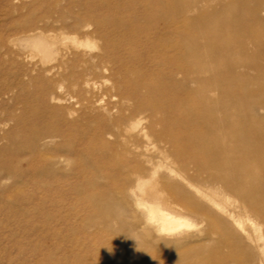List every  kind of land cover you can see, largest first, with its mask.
Segmentation results:
<instances>
[{
	"label": "rangeland",
	"instance_id": "1",
	"mask_svg": "<svg viewBox=\"0 0 264 264\" xmlns=\"http://www.w3.org/2000/svg\"><path fill=\"white\" fill-rule=\"evenodd\" d=\"M124 1L0 0V264H178L179 260L182 264H209L210 259L225 253L207 248L219 237L214 226L189 217L192 228L185 232L196 236L186 242L169 243L170 237L155 230L145 215L148 202L138 204L132 190L124 199L122 188L130 179L119 169L124 155L105 156L110 143L116 145L115 138H95L90 143L99 113H92L84 104L86 96L80 86L69 81L58 86L62 72L55 56L48 65L54 68L44 73L39 52L30 44L39 32L49 36L76 33L82 37L87 29L93 31L98 26L83 27L81 22L89 17L102 20L98 30L104 32L113 18L131 15ZM261 1L241 4L239 0H174L170 8L164 0L152 1L156 9L167 14H176L179 5L196 4L179 18L186 19L187 24V33L182 36L189 35L193 48L203 49L220 67L229 101L223 117L238 136L245 125L248 133L254 131L243 118L251 120L256 100H264L263 41L257 37L264 35V19L254 21L255 4ZM201 13L213 17L209 25L196 21ZM142 21L150 26L163 25L156 17ZM60 48L68 50L66 46ZM109 50L112 58L122 60L114 47ZM109 67L118 73L124 69L119 63ZM43 87L48 93L55 92L61 101L55 103L43 97ZM106 91L102 88V92H96ZM234 95L239 99L233 105L230 96ZM261 115L264 117V111ZM69 129L75 133L71 139L65 137L45 145L47 135ZM71 144L78 147L77 154L64 149ZM58 154L68 157L69 162L58 163L54 158ZM47 157L57 162L49 173L41 162ZM13 158L18 159L19 166L10 173L5 167ZM98 163L104 164L102 170L97 168ZM118 203L127 214L118 213L114 207ZM102 209L111 210L109 218ZM126 222L134 234L149 242L147 251L125 241ZM161 251L167 252L170 259L158 255L159 261L152 262L150 256Z\"/></svg>",
	"mask_w": 264,
	"mask_h": 264
},
{
	"label": "bare ground",
	"instance_id": "2",
	"mask_svg": "<svg viewBox=\"0 0 264 264\" xmlns=\"http://www.w3.org/2000/svg\"><path fill=\"white\" fill-rule=\"evenodd\" d=\"M152 1H124L131 15L113 18L104 32L98 30L103 21L89 17L81 22L83 27L98 26L93 31L87 29L82 37L76 33L49 36L36 32L30 44L39 52L44 73L54 68L48 65L55 56L62 72L57 85L62 87L69 81L80 86L86 96L84 104L92 113H99L90 143L95 138L99 141L115 138L116 145L110 143L105 156L124 155L119 169L130 178L122 188L124 199L132 190L138 204L142 200L148 202L145 215L155 230L170 237L167 242H186L195 237L196 234L185 232L192 225L189 217H193L214 226L219 234L207 248L225 251L210 259L209 264H264V117L261 115L264 100H256L251 120L243 118L246 124L253 125L254 131L248 133L245 125L242 135L232 133L233 125H228L223 117L229 101L220 67L203 49L193 48L189 35L182 36L187 33V24L186 19L179 18L196 4L179 5L176 14H167L156 9ZM248 2L239 0L241 4ZM164 3L170 8L174 0ZM113 7L116 9L118 5ZM262 12L264 0L255 4L254 21H263ZM152 17L160 19L163 25L143 23L142 20ZM212 18L203 13L195 17L205 25ZM257 37L263 41L260 52H264V35ZM62 46L69 51H63ZM110 47L117 50L122 60L112 58ZM116 63L124 67L123 72L109 67ZM102 88L107 91L96 92H102ZM47 90L43 87V97L55 103L61 101L55 92ZM238 99V95L230 96L233 105ZM72 130L47 135L45 145L65 137L71 139L75 135ZM64 149L73 154L78 152L76 144ZM54 158L58 163L70 160L61 154ZM10 160L5 169L14 173L19 161ZM41 162L46 173L57 163L49 157ZM96 166L104 168L103 163ZM114 207L119 214H127V209L119 203ZM101 211L108 218L112 213L108 209ZM125 225L128 231L125 241L147 251L149 242L134 234L128 222ZM154 254L150 256L152 262L159 261L158 255L166 261L170 259L165 251ZM182 262L179 260L178 264Z\"/></svg>",
	"mask_w": 264,
	"mask_h": 264
}]
</instances>
